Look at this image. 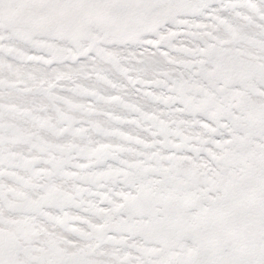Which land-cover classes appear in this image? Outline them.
<instances>
[{"label":"snow or ice","instance_id":"snow-or-ice-1","mask_svg":"<svg viewBox=\"0 0 264 264\" xmlns=\"http://www.w3.org/2000/svg\"><path fill=\"white\" fill-rule=\"evenodd\" d=\"M0 264H264V0H0Z\"/></svg>","mask_w":264,"mask_h":264}]
</instances>
